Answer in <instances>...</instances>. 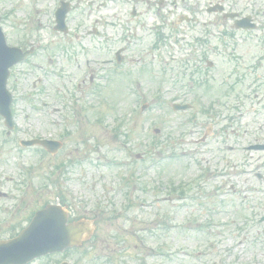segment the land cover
Wrapping results in <instances>:
<instances>
[{"label": "rangeland", "instance_id": "rangeland-1", "mask_svg": "<svg viewBox=\"0 0 264 264\" xmlns=\"http://www.w3.org/2000/svg\"><path fill=\"white\" fill-rule=\"evenodd\" d=\"M70 1L69 31L62 34L54 30L58 0H0L8 44L35 48L10 70L16 130L4 144L0 120V169L15 178L12 170H33L27 178L41 192L32 188L26 200H53L61 191L66 200L100 206L97 245L77 259L81 264H105L109 252L120 253V264H264V155L247 160L239 151L264 140V59L261 79L243 67L239 79L228 75L233 63L246 67L264 58V46L253 44L259 47L249 58L246 33L224 40L221 26L209 25L216 42H225L212 55L206 93L188 78L200 56L192 41L202 33L176 24L179 10L168 15L154 7L139 15L132 0H103L107 7L92 0L90 10L99 5L100 11L89 15L91 0ZM93 28L99 37L89 33ZM120 49L125 57L118 66ZM231 50L236 61L228 58ZM172 103L192 110L170 113ZM209 104L214 114L203 116L200 107ZM232 119L250 135L230 134L238 126ZM40 136L60 141L61 150L50 155L18 145ZM170 184L189 186L187 199L170 194ZM127 202L133 206L120 214ZM112 236L120 237L113 242Z\"/></svg>", "mask_w": 264, "mask_h": 264}, {"label": "flooded vegetation", "instance_id": "flooded-vegetation-1", "mask_svg": "<svg viewBox=\"0 0 264 264\" xmlns=\"http://www.w3.org/2000/svg\"><path fill=\"white\" fill-rule=\"evenodd\" d=\"M117 2L118 0H114ZM153 0H132L133 14L144 15L155 8L159 10L167 9L170 13L172 7L178 8L184 16H189L190 24L203 23V28L207 26L215 27L220 25V30L223 29L224 36L229 37L236 32H243L247 34V41L243 42L246 46L249 58L250 52L255 51L259 45L264 46V0H157L155 5H152ZM128 5L129 0H124ZM92 4L89 3V9ZM144 6V11L137 12V7ZM237 26H243L249 29H238ZM142 27H144L142 25ZM206 30L203 31V38L195 41V47L207 48L205 52L208 57L215 55L217 49L214 47L219 42L212 41L207 38ZM209 35V34H208ZM235 45V44H234ZM229 59L236 61L235 55L232 51ZM203 53V52H202ZM200 56L198 70H207L208 58H201ZM258 58V56H257ZM255 64L250 63L245 66H239L238 63H233L229 69V76L232 79H239L240 68L243 67L244 72L249 76L260 73L261 61L264 58L257 59ZM239 66V67H238ZM264 75V73H262ZM259 79L261 76H257ZM245 134V133H244ZM11 179H1L0 190H4L10 184ZM14 185L10 186V190H14ZM8 189L4 191V195L0 193V241L12 240L20 235H23V250L24 252H33L37 246V238L42 232L48 234L57 228L50 220L33 223L37 213L45 210L49 216L53 213L50 211L53 207H60L65 212V220L62 221L61 226L64 230H69V227L74 228L79 225V230L82 232V238L85 242H91L96 239L97 232L98 210H92V206L88 202L81 201H53V200H12V193ZM75 207L78 211L75 210ZM91 232L90 237H86L87 233ZM92 245L90 244L89 247ZM74 250L68 248L61 253H47L40 257H35L26 264H62L64 262L75 264Z\"/></svg>", "mask_w": 264, "mask_h": 264}, {"label": "water", "instance_id": "water-1", "mask_svg": "<svg viewBox=\"0 0 264 264\" xmlns=\"http://www.w3.org/2000/svg\"><path fill=\"white\" fill-rule=\"evenodd\" d=\"M62 14L58 15V19L60 18L61 20H63ZM2 47H3V42L0 36V110L1 111L4 109V103L6 99V94L3 91V85L6 78V70L14 63L22 59V57H24V55L15 53V51H10L11 55H8L9 50H6ZM57 239L58 238H56L55 240ZM60 248H61V242L54 241V245L52 246L51 249H60Z\"/></svg>", "mask_w": 264, "mask_h": 264}]
</instances>
